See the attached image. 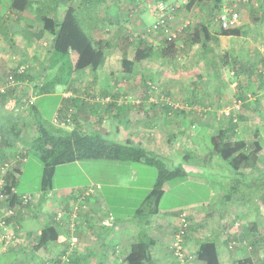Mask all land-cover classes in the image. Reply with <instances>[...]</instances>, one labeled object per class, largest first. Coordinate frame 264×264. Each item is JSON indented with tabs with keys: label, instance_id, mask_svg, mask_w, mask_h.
<instances>
[{
	"label": "rangeland",
	"instance_id": "374dc122",
	"mask_svg": "<svg viewBox=\"0 0 264 264\" xmlns=\"http://www.w3.org/2000/svg\"><path fill=\"white\" fill-rule=\"evenodd\" d=\"M53 1L48 3V0H41L42 5H45H41L40 9L46 15H51V7L55 6V9L59 8L62 10L70 5L75 7L79 21L88 34L91 33L95 17L98 15L101 17V8H98V6H96L97 8L94 7L98 0H88L82 5H79L81 0ZM104 1L108 5L115 1L118 6V21L116 23L113 21L110 23L107 20V15L101 17L102 19L105 18V22L102 23L104 32H109V35H104L103 41H107L106 39L112 37L109 40L112 44L109 49L113 57L110 62V65H112V76L109 75L107 77V69L103 73L106 68L104 64V67L102 65L96 70H90L89 68L81 71L73 70L67 54H55L54 57L50 58L52 66H55L52 70L54 71L53 74L57 69L60 81H65L66 83L70 82L71 73H74L80 77H89V79L92 78L91 76H95L97 78L96 82L99 83L103 80V82H126L127 87L129 84L132 86L134 79L139 73L142 83H138L135 89L133 88L136 93V101L130 96V98H127L128 102L118 104L114 111L110 110V106L107 107L106 114L104 115L103 113V115L127 116L131 122L136 117L138 129L136 132L139 134V130L143 129L144 131L147 129L144 131L146 134L153 133L149 140L151 141L152 138L153 143L154 141L160 142L156 150L153 151L160 156L166 168L173 169L178 165H187L194 168L185 178L184 175H180L168 180L164 186V194L160 200L159 208L173 210L175 213L184 211L189 214V207L195 205L205 209L208 208L218 216L220 212L224 211L223 208L225 207L230 210V205L242 206L245 209H250V217L254 213L256 217L253 219L257 220V211L263 209L260 204L262 199H264V150L262 151L260 165L256 168V171L253 170L254 168L247 169L248 173L253 172L252 175H243L241 172L237 173L233 165L228 163L227 160L210 152L213 149V145L208 134H211L216 129L217 121H212V116H223L221 113L222 109L229 106L233 100L240 99L244 103L236 114L237 122H233L228 118V126L234 124L246 129L243 136L246 137L244 138L245 140H249L247 143L248 148L253 149V139L259 140L264 148V91H262L264 90V85L262 86L260 83V88H255V84L261 82L259 78L262 79L264 71V15L260 16L261 23L257 22V18H252L260 24V27L253 25L252 27L241 28L239 36H225L220 34L215 14L212 15V12H210L211 1L195 2L191 9L184 12L182 4L186 0H164L167 5L178 6L183 9L181 12L180 10L178 12H175V10L170 11V13L175 12L170 20L174 28H180L182 24L186 23L198 24L205 22L212 38L207 42V48H205L200 43L193 44L191 39L187 38L182 31H176V35L180 39L178 43L183 44L181 52H175L171 56H163V53L153 55L137 63L134 62V53L140 44L141 40L139 38L144 37L150 42L156 36L153 33L152 35L146 34L148 32L144 30H146L147 26L143 25L141 21L138 22V17L146 16L148 25L153 19L151 23L155 22L159 12L152 9V5L156 4L157 0ZM9 5L8 2L5 12L8 11L4 12L3 17L9 22L12 20L14 22L17 17L11 14ZM259 5L261 4L257 2V5L250 4L242 7L239 18L240 25L250 18L253 12L256 15L264 14L263 9L258 7ZM141 8H143L142 11H140ZM107 28H109L108 31L106 30ZM127 41L131 43L129 42L128 44ZM125 44H127V47L124 51L122 48ZM123 58L130 61L129 66L121 64ZM9 60L13 61L11 66L17 67L19 64H27L19 60L17 55L10 56ZM6 64L7 60L3 66L5 67ZM51 75L48 73L47 78H50ZM247 82L248 86H246ZM232 83L235 84L232 86ZM23 90L17 88L15 91L21 96ZM34 91L29 94L28 98L25 97L22 102L17 103L14 109L17 112L16 114H19L18 116H26L25 122L21 126V139L25 143L35 135V123L33 124L34 120L29 114V109H27L28 104L37 110V114L44 124L55 126L53 117L55 113H58L57 109L61 103L60 93H73L65 85L56 89L59 95L50 93L43 95L37 91V88ZM144 93H147L146 98L143 97ZM253 96H256V99H251ZM249 99L252 101L247 102L246 100ZM79 108L85 112L82 103ZM111 108L113 107L111 106ZM3 112L5 114L6 110H0L1 114ZM9 113L11 111L6 113L5 116ZM90 115L96 116L95 108ZM182 116H186L189 121H186ZM242 116L251 117V126H248L247 122L242 121ZM203 120L206 123L205 128L201 123ZM148 127H152L153 130L150 131ZM107 138L124 142L123 139H114L111 136H107ZM167 140L171 142V145L167 144ZM200 140H204L205 144L199 143ZM16 145L17 149L14 150L16 152L24 148L22 144L16 143ZM173 146L176 149L181 146L189 150L181 152L172 149ZM195 148L200 149L194 150ZM21 151L25 152L27 160L23 161L25 156L22 159L19 158L22 161V171L17 175L19 180L16 185V191L21 195L34 196L36 192H40L43 164L33 151L28 150L27 152V150L23 149ZM14 154L10 155L9 164L14 161L16 157H13ZM157 175V166L142 162L87 159L64 163L56 166L52 177L53 192H47L46 195L66 194V192L73 193L74 191H82L83 193L85 189L90 187L92 192L81 196L90 199H95L99 196L102 200L101 211L105 213V216L108 215L111 220L112 218L120 220V218L124 217L122 219L124 220L123 222L129 223L133 221L139 224L137 221L145 219L142 214L146 215V212L137 213L136 210L144 206V199L153 187ZM80 203V199H77L72 201L70 205L72 210L66 211L60 207L56 211L60 210L68 213L74 210L72 213L74 214L76 211L78 214L82 208ZM203 203L205 204L202 205ZM75 205H78L77 209H73ZM30 206L17 204V211L14 216L21 212L18 209L27 210ZM146 208H149V206ZM236 223L241 224L239 221ZM101 226L107 227L106 224ZM204 226L210 227L206 221L203 224V229L206 230ZM25 253L28 254V251L25 250Z\"/></svg>",
	"mask_w": 264,
	"mask_h": 264
},
{
	"label": "crops",
	"instance_id": "0c3cea01",
	"mask_svg": "<svg viewBox=\"0 0 264 264\" xmlns=\"http://www.w3.org/2000/svg\"><path fill=\"white\" fill-rule=\"evenodd\" d=\"M48 1V3L54 2L53 0ZM8 2L10 4V0H0V86L7 75V69L13 63V61L9 60V57L17 55L19 60L28 65V73L25 80L27 84L33 88H28V94H31L37 88V91L43 95L49 93L59 95L56 92V89H59L62 85H65L66 88L73 91V95L69 98L64 96L65 92H62L60 93L61 95H59L61 97V103L57 109L58 112L64 115H70L69 126L63 128L69 130L76 128L87 132L99 131L106 137L111 136L114 139L118 138L123 139L124 141L127 139H133L136 141L137 145L143 148L148 147L149 149H146L152 151L156 150L160 142L154 141L153 143L152 138L151 141L149 140L153 133L146 134L144 131L147 129L144 131L143 129L139 130V134L136 132L138 131L136 117L134 118V116H132L134 120L131 122L130 118L128 119L127 116H104L102 112L103 108L101 109L100 103L94 101L96 96L110 95L112 99L111 104L114 108L118 107V104H125V102H128L127 98H130V96L136 101V93L133 90V88L135 89L134 82L132 83V86L129 84L127 87L126 82H103V80L99 83L96 82L97 78L95 76L89 75L92 77L89 79V77H80L78 74L75 75L74 73H71L69 83L60 81V75H58L59 71L56 69L54 74V71H52L55 66L53 67L51 63L52 61H50L52 52L48 50L49 39H51V36L45 35V37L40 40H30L23 35L22 31L24 23L19 17L20 12H16V10L12 9L9 5V8L14 12V16L17 18L14 22H12L13 20L9 22L3 17V14L8 11L5 12ZM104 2V0H100L94 5V7L98 6V8H101V17L107 15V20L110 23H112V21L116 23L118 21V6L116 2L113 1L114 3L109 5L107 2ZM257 2L261 4L258 7H261L263 9L261 10L264 13V1L257 0ZM40 5H42L41 0H32V10L41 7ZM67 7H65V9ZM65 9L62 10L51 7V15L48 16L54 17L56 20H61ZM261 15L264 14L256 15V13L253 12L251 17L245 20L241 26L245 25L244 28L252 27L253 25L260 27V24L257 22L261 23ZM101 17L99 15L96 16L91 27V35L94 39L103 40L104 35H109V32H104L102 23L105 22V18L102 19ZM252 18H257V22ZM139 21L145 26L152 24V21H150L149 25L147 24L148 20L146 19V16H139L138 22ZM106 30L108 31L109 28ZM47 38L49 39L47 40ZM110 39L106 40L108 41ZM111 59H113V57L111 53L108 52L104 62L106 68L103 70V73H105L107 69V77H109V75L112 76V65H110ZM6 60L7 64L4 67L3 65ZM121 64L123 65L122 60ZM48 73L52 74L50 78H47ZM259 79L261 82L255 84L256 89L260 88V83L262 86L264 85V71L262 79ZM234 84L235 83H232L231 85L233 86ZM246 86H248V82L246 83ZM143 97L146 98L147 93H144ZM7 99H9V97H7ZM251 99H256V96L251 97ZM251 99L246 101L251 102ZM5 100L1 102L0 106L12 105L11 100L8 104ZM81 103L84 105L85 112L81 111L79 108ZM94 108L96 116H91L90 113ZM14 109L10 110V116L9 114L5 116L6 113L10 112L6 107H2L0 110H6L5 114L3 112L4 117L8 120H13L15 118L16 124H19L18 126L21 127L25 122L26 116H18L19 114H16L17 112H15ZM112 109L111 111H113ZM82 114H84V116H82ZM112 115L114 114L112 113ZM182 117L186 119V121H189L186 116ZM250 118V116L241 117L243 122H247L248 126H251ZM211 120L214 122L215 120L217 121L216 129L213 130L211 134H208V136L211 137L216 134L218 130L223 129L226 131V136L231 141L242 140L244 142L245 153L254 154L251 164L249 163L251 166L239 165L237 169H234L237 173L241 172L243 175H252L253 172L248 173L247 169L254 168L253 170L256 171V168L260 165L262 151L264 150L260 141L253 139V149L248 148L247 143L249 140H245L244 138L246 137L243 136L246 129H242L234 124L228 126L229 119L224 116H212ZM201 123L205 128L206 123H204V120L201 121ZM148 129L150 131L153 130L152 127H148ZM255 131H257V129H255ZM255 135H257V133H255ZM203 141L200 140L199 143L202 142V144H205ZM256 141L259 144L258 149L255 148ZM18 143L21 144V142ZM186 147L188 148V146ZM172 149L175 148L172 147ZM199 149L200 148H195L194 150ZM188 150L189 149H184L185 152ZM210 152L214 154L213 149H211ZM230 160L231 159L227 160L228 163H230ZM182 168L186 173L184 178L194 169L187 165H183ZM75 194L78 195V192L75 191ZM100 196L102 197V195ZM72 197L73 196L69 195L68 192H66V194H50V196L43 195L39 191L36 192L34 199L30 204L33 206L28 205L30 208L27 210H24L23 208L18 209L21 210V212L10 220L7 228H0L1 234H11V239L8 241L2 239L0 236V264H125L123 260L124 256L130 250L131 245L137 241L138 232L141 228H144L150 238L153 239V244L151 246L152 262L150 264H180L179 260L173 257L170 247L173 232L179 226L178 217L180 211L175 213L173 210L159 208L154 216H151L146 220L143 219L137 221L134 218L139 224L133 221H130L129 223L126 221L123 222L124 220L122 219H124V217L120 218L122 221L119 219L116 220L115 218H112L111 220L108 215L105 216V213L101 211L102 200L97 196L95 199L85 198L82 200L80 203L82 208L76 217H73L70 214H65L62 218L56 217V210L60 207L66 206L65 210H69L72 203ZM204 204L205 203L202 205ZM230 207V210H227V207L223 208L224 211L220 212L217 216L216 213L208 208L205 209L203 207L191 205L189 207V214H187L190 226L187 229V236L185 239L186 248L195 255L194 251L198 248L199 244L202 241L211 239L216 244L220 264H264V260L261 258L263 252L259 253L255 250L257 248L264 249V210L257 211L258 219L256 220L253 219L256 217L254 213L250 217V209H245V207L242 206L230 205ZM229 219L230 221H228ZM236 220L241 224L236 223ZM205 221L210 225V227L204 226L206 230L203 229ZM51 223L55 230V232L51 231V236L55 234L56 238L46 244L39 245L38 241L42 229L45 225ZM102 224H106L107 227L101 226ZM251 235L255 241L254 249L248 245V238H250ZM73 238H75V242L72 240ZM231 241H234L235 244L232 248H229L228 244ZM25 250L28 251V254L25 253ZM193 262L195 264H204V262L197 260H194Z\"/></svg>",
	"mask_w": 264,
	"mask_h": 264
},
{
	"label": "trees",
	"instance_id": "16d2710c",
	"mask_svg": "<svg viewBox=\"0 0 264 264\" xmlns=\"http://www.w3.org/2000/svg\"><path fill=\"white\" fill-rule=\"evenodd\" d=\"M159 1L165 2L166 0ZM202 1L203 0L184 1L182 4V6H184V12H187L189 9H191L195 2ZM208 1H211L210 12H212V15H216L217 11L221 9L222 3L225 0ZM86 2H88V0H81V5ZM31 5L32 0H10L11 8L20 12L19 17L24 23V28L22 31L23 35L28 37L30 40H40L45 37V35L51 36V39L47 38V40L49 39L48 50L52 52L50 58L54 57L55 54H67L69 56L72 69L79 71L86 68H89L90 70H96L104 64L107 53H111L109 49L112 47V44L109 42V40L103 41L101 39H94L91 33L88 34L85 31L82 23L79 21L75 7L68 6L64 11L61 20H56L54 17L46 15V13L40 9L41 7L32 10ZM142 9L143 8L140 10ZM183 9L176 7L175 12H178L179 10L181 12ZM150 26H147L146 30L149 29ZM244 27L245 26L241 25L239 27V24L237 27H231L228 29H221L219 27V31L220 34L225 36H239L241 33V28L243 29ZM180 31H182L183 34L187 36V38L191 39L193 44L200 43L201 46L205 48H207V42L212 38L208 25L205 22H200L198 24L186 23ZM153 34L156 36L153 37V40L150 42H148L144 37L139 38L141 41L139 46H137L135 49L134 62L138 63L144 59H148L153 55H160L162 53L163 56H171L175 52H181L183 44L178 43L180 40L179 37L176 36L174 38L168 39L162 34V32L156 31H153ZM149 35H152V33ZM129 42L130 41H127L128 44ZM126 47L127 44H125L122 49L125 51ZM122 62L125 66L130 65V61L126 60V58H123ZM16 70L17 68L12 66L8 68L7 72H14ZM27 73L28 65L26 64L25 73L21 75L16 74V77L23 81L26 79ZM23 82L27 83L25 81ZM140 82L142 83V78H140L138 73L134 79L135 86H137ZM28 88L30 89L32 87L27 84L25 90L22 91L23 93L21 96L16 93L15 90L17 88L6 87L2 91L0 90V104L5 99L7 104L10 100L12 104L11 106H0V109L2 107H6L9 109V111L14 109L17 103L22 102V99H25V97L28 98ZM7 97H9V99H7ZM97 103H100L101 109L103 108L102 112L104 115L106 114L105 111L107 107L110 106V110L112 109L111 106L113 107L111 104L112 100L106 103ZM27 109H29V114L35 123V135H33L26 143L21 139V127L16 124L15 118L12 117L14 118L13 120H8L3 116V114L0 113V174L3 171L2 168H4V165L7 163L9 164L11 157L10 155L15 153L13 157L16 156L14 159V164L11 163L6 169V182L2 190L4 195L8 196L7 200L9 201V206H12L13 208L21 202L22 196L16 191V185L19 180L17 179V175L22 171L21 159L25 156V152L21 151L22 149L17 152L14 151L17 149L15 145L18 142H22L24 149L26 148L37 154L43 164L40 187V192L43 195H46L47 192L52 191V177L54 176L56 166L60 164L87 159H110L115 161L142 162L157 166L158 175L156 181L144 199V206L136 210L137 213L146 212V215L142 214L145 220L151 216H154L158 212L159 203L164 194V186L168 180L180 175H186L182 165H178L173 169L166 168L163 160L157 153L137 145L136 141L133 139H127L124 142H119L117 140H109V138L104 136V134L99 131L87 132L76 128L69 130L53 125L47 126L41 121L37 114V110L32 105L28 104ZM114 109L115 108L113 107L112 110L114 111ZM210 138L212 141L214 154L219 155L225 160L231 159L230 164L233 165L234 169H237L239 165L251 164L254 154L244 152V142L242 140L231 141L226 136V131L223 129L218 130V132L212 135ZM168 143L171 145V142L167 140V144ZM255 148H259L257 141L255 142ZM176 150L185 152L184 147L181 146H179ZM185 158H187V156H185ZM79 192L82 193V191ZM69 195L73 196L72 201H76L79 198V196L75 194V191L73 193L69 192ZM32 197L34 199V196ZM260 205L264 209V199H262ZM148 206L149 208H146ZM65 207L66 206H62L63 209H66ZM69 210H72V208L70 207ZM59 212H63V215H65L70 214L72 211L67 213L59 210L55 214L56 217H58ZM181 212L184 211H180V213ZM14 217L15 216L10 218L9 221ZM186 218L188 220L187 214ZM189 226L190 223L187 225V227H185V247V239ZM51 231L55 232L53 224L51 223L45 225L40 233V238L38 241L39 245L46 244L47 242L56 238L55 234L51 236ZM175 231L173 232V235ZM152 244L153 239L150 238L144 228H141V230L138 232L137 241L131 245L130 250L124 256L123 260L125 264H150L152 262ZM248 245L252 247V249L255 248V241L252 235L250 238H248ZM255 250H257L259 253H264V249L257 248ZM194 252L196 257L195 260L197 261H202L204 264H220L216 244L211 239L202 241ZM263 253L261 254L262 260H264Z\"/></svg>",
	"mask_w": 264,
	"mask_h": 264
},
{
	"label": "built area",
	"instance_id": "2783aa9c",
	"mask_svg": "<svg viewBox=\"0 0 264 264\" xmlns=\"http://www.w3.org/2000/svg\"><path fill=\"white\" fill-rule=\"evenodd\" d=\"M264 1V0H263ZM184 2V1H183ZM150 4V3H149ZM166 3L163 1H157L156 4L152 5V9L156 10L159 12L155 22H153L150 26L149 29L146 31L151 34L153 31L156 32H162V34L167 37L168 39L176 37V31H180L182 27L185 24H182V27L180 28H174L171 25L170 20L174 16L175 12L170 13V11H174L176 7L178 6H171V5H165ZM257 5V0H227L222 3L221 9L217 11L216 13V20L218 22V26L221 29H228L231 27H237L239 22H240V13L242 10L243 6H248V5ZM149 7V5H148ZM150 9V8H149ZM11 14L14 15L13 11H11ZM168 19V20H167ZM146 33L147 35H149ZM25 73V65H18L17 70L14 72H9L8 75L6 76L3 84L0 86V90H4L6 87H12V88H19L23 89L24 87V82L21 81L18 77H16V74H23ZM64 96L70 97L71 93L70 92H65ZM111 96L110 95H105V96H96L94 98V101L96 102H101V103H106L111 101ZM243 104V101L240 99H235L232 101V103L222 109V114L223 116L230 118L233 122H237V112L241 109V106ZM69 114H67L65 117L55 115L53 117V122L56 125L59 126H67L69 124L70 118ZM10 164H5L4 168H2V173L0 174V228L5 227L7 228L9 224V219L12 218L16 211H17V206L14 208L12 206H9V201L8 196H5L4 193L2 192L6 178V169L8 168ZM92 188H87L83 193L78 192V196L80 201L84 200L86 197L80 196V195H86L88 192H92ZM31 195H22L21 196V202L20 205H27L31 201H33V198H31ZM19 204V203H18ZM78 205L74 206L73 209H77ZM74 211V210H73ZM72 211V212H73ZM70 213L71 216L76 217L77 213L76 211L73 213ZM63 212L58 213V217H62ZM179 226L177 227V230L175 231L172 241L170 243L171 247V252L174 258L179 260L180 264H195L193 261L195 260V255L194 253H191L184 245V233H185V227H187L188 220L186 218V213L181 212L179 214ZM0 236L2 239L8 241L11 239V234L9 233H0ZM226 239V238H225ZM223 239V240H225ZM75 242V238L72 239ZM235 242L231 241L228 244L229 248H232L234 246ZM264 258V255H263Z\"/></svg>",
	"mask_w": 264,
	"mask_h": 264
},
{
	"label": "clouds",
	"instance_id": "9594fccd",
	"mask_svg": "<svg viewBox=\"0 0 264 264\" xmlns=\"http://www.w3.org/2000/svg\"><path fill=\"white\" fill-rule=\"evenodd\" d=\"M16 12H18V11H16ZM13 13H14V12H13ZM19 65H20V64H19ZM21 65H22V64H21ZM10 67H12V66H10ZM13 67L17 68L16 66H13ZM7 70H8V69H7ZM8 73H9V72H7V75H8ZM7 75H6V76H7ZM6 76H5V78H6ZM4 80H5V79H4ZM23 81L26 82L25 79H24ZM2 84H3V83H2ZM26 86H27V83H24V87H26ZM24 87H23V89H24ZM23 89H22V90H23ZM23 91H24V90H23ZM70 93H71V92H70ZM72 95H73V94L71 93V96H72ZM65 97H66V96H65ZM68 98H69V97H68ZM55 115H59V116L61 117V116H66L67 114L64 115V114L58 112V113H55ZM55 115H54V116H55ZM53 124H54L55 126L60 127V128L66 127V126H59V125H56L54 122H53ZM67 126H69V125H67ZM64 129H66V128H64ZM21 144H22V142H21ZM22 145H23V144H22ZM23 147H24V145H23ZM22 149H23V150H28V149H26V148H25V149L22 148ZM26 160H27V157L25 156V157L23 158V161H26ZM13 162H14V161H12L11 163H13Z\"/></svg>",
	"mask_w": 264,
	"mask_h": 264
}]
</instances>
